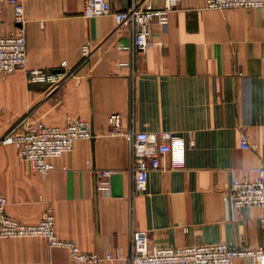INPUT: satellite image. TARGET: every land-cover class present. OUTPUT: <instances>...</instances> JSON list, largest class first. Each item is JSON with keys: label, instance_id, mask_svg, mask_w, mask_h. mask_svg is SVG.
Returning <instances> with one entry per match:
<instances>
[{"label": "crops", "instance_id": "1", "mask_svg": "<svg viewBox=\"0 0 264 264\" xmlns=\"http://www.w3.org/2000/svg\"><path fill=\"white\" fill-rule=\"evenodd\" d=\"M130 1L111 0L112 8L127 9ZM21 2L26 67L61 72L64 80L49 91L29 83L23 69L0 73V139L18 120L64 126L76 117L91 121L94 136L51 159L45 175L32 170L16 145L0 142L8 215L35 223L51 209L60 238L87 252L115 254L98 264H130L132 229L146 230L150 247L261 246V209L234 210L228 190L233 177L250 178L252 167H264V9L216 10L206 0H180L164 23L153 20L155 43L136 54L131 26L112 14L83 16L82 0ZM18 26L4 4L0 35ZM83 44L91 48L85 59ZM116 112L124 130L171 131L183 166L172 168L171 156L164 157L146 189L133 194L129 144L108 134L107 118ZM242 133L256 147L242 148ZM93 167L113 170L109 194L97 190ZM0 264L86 263L43 238H0Z\"/></svg>", "mask_w": 264, "mask_h": 264}, {"label": "built area", "instance_id": "2", "mask_svg": "<svg viewBox=\"0 0 264 264\" xmlns=\"http://www.w3.org/2000/svg\"><path fill=\"white\" fill-rule=\"evenodd\" d=\"M155 2L160 3V6L153 7ZM179 2L180 0H131L127 9L114 11L111 0H82V14L87 18L112 14L117 24H129L133 33L134 52L143 54L155 43L151 38L153 20L157 18L160 23H164L166 13ZM4 4L12 6L14 21L19 26L14 33L0 35V73L10 74L23 69L29 83L45 84L49 91L57 89L64 80L63 73L26 67V31L21 0H0V13ZM206 6L216 10L264 9V0H206ZM90 51L89 44L82 45L83 59L88 57ZM107 123L109 135H120L129 144L133 194L146 189L149 172L161 167L164 157L171 156L169 165L172 168L183 166V158L175 146L176 136L171 131L124 130L121 114L117 112L108 116ZM92 136L91 121L76 117L70 118L64 126L38 121L24 125L21 129L13 128L1 137L0 142L16 145L20 157L30 164L32 170L45 175L52 168L51 159L70 152L77 139H90ZM188 145H194L193 139L188 141ZM240 146L256 147L248 142L244 133L241 135ZM250 172V178L231 179L228 199L236 211L244 206H258L262 211L260 222L264 228V167H252ZM92 173L97 190L103 195L109 194L113 170L93 167ZM6 205L7 198L0 194V238H43L51 247L64 248L69 258L76 263L98 264L115 258L112 251L107 250L102 254L87 252L73 240L60 238L55 231L51 209H47L39 221L24 223L9 216ZM130 238V252L127 256L130 264H233L236 258H247L255 264H264V235L262 245L257 248H237L223 242L150 247L148 232L141 229H132Z\"/></svg>", "mask_w": 264, "mask_h": 264}, {"label": "rangeland", "instance_id": "3", "mask_svg": "<svg viewBox=\"0 0 264 264\" xmlns=\"http://www.w3.org/2000/svg\"><path fill=\"white\" fill-rule=\"evenodd\" d=\"M13 128L21 129L22 125L20 124V120H18L16 123H14L10 128L7 129V131L4 134L9 133ZM3 134V135H4Z\"/></svg>", "mask_w": 264, "mask_h": 264}, {"label": "water", "instance_id": "4", "mask_svg": "<svg viewBox=\"0 0 264 264\" xmlns=\"http://www.w3.org/2000/svg\"><path fill=\"white\" fill-rule=\"evenodd\" d=\"M129 1H130V0H129ZM93 136H94V133H93ZM93 136H92V137H93Z\"/></svg>", "mask_w": 264, "mask_h": 264}, {"label": "bare ground", "instance_id": "5", "mask_svg": "<svg viewBox=\"0 0 264 264\" xmlns=\"http://www.w3.org/2000/svg\"><path fill=\"white\" fill-rule=\"evenodd\" d=\"M70 240V239H69ZM116 248V247H115ZM107 251V250H106Z\"/></svg>", "mask_w": 264, "mask_h": 264}]
</instances>
